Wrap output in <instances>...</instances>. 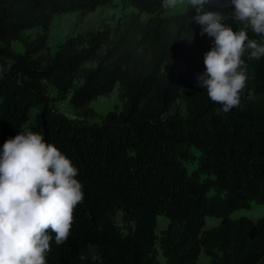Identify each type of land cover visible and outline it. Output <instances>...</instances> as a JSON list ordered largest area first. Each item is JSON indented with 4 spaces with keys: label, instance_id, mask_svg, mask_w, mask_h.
<instances>
[{
    "label": "trees",
    "instance_id": "16d2710c",
    "mask_svg": "<svg viewBox=\"0 0 264 264\" xmlns=\"http://www.w3.org/2000/svg\"><path fill=\"white\" fill-rule=\"evenodd\" d=\"M114 1L0 0V149L20 132L40 134L72 161L83 186L69 238L56 245L51 234L47 264H159V250L166 264H198L202 254L211 264H264V217H231L252 201L264 204V57H242L241 106L223 113L196 83L214 38L188 26L195 10L164 16L145 0H118L138 13L44 54L56 15ZM209 10L240 29L229 0ZM36 30L35 39L25 36ZM117 86L122 109L89 121L91 103ZM51 90L70 96L79 118L57 111ZM161 216L169 224L158 234ZM209 216L219 225L206 229ZM89 244L100 261L87 255Z\"/></svg>",
    "mask_w": 264,
    "mask_h": 264
},
{
    "label": "clouds",
    "instance_id": "9594fccd",
    "mask_svg": "<svg viewBox=\"0 0 264 264\" xmlns=\"http://www.w3.org/2000/svg\"><path fill=\"white\" fill-rule=\"evenodd\" d=\"M219 0H186L188 26H201L200 35L214 38L204 54L205 71L196 75L197 85L207 90L213 103L228 113L241 106L248 80L250 59L264 57V43L250 39L248 30L264 37V0H229L231 19L239 30L222 23V15L209 10ZM181 0H163L165 9H174ZM186 12V13H187ZM191 42V40H189ZM250 96V94H249ZM79 172L72 161L40 134L20 132L0 149V264H47L51 242L65 243L74 222V210L84 199ZM93 261L102 257L89 244ZM81 256V259H84Z\"/></svg>",
    "mask_w": 264,
    "mask_h": 264
},
{
    "label": "rangeland",
    "instance_id": "374dc122",
    "mask_svg": "<svg viewBox=\"0 0 264 264\" xmlns=\"http://www.w3.org/2000/svg\"><path fill=\"white\" fill-rule=\"evenodd\" d=\"M145 6L147 8H159L163 10V15H176L186 11V0H181V3L174 9H165L163 5V0H145ZM130 13H138V9L133 5L124 6L119 3L118 0L111 3L109 6L100 7L93 12H74L56 15L52 21L50 28L49 40H48V49L44 54H54L59 46L65 41L68 36L78 35L80 33H86L91 30H96L102 25H110L114 27L118 21L123 18L125 15ZM151 16L148 13L142 14V19L147 20ZM40 31H31L27 32L25 36L29 40L35 39ZM13 48L18 52H23L24 47L20 42L13 43ZM70 97V96H69ZM69 97L63 98L56 91H50V98L52 100L53 107L65 114L69 119L79 118L81 112L75 111L70 103ZM180 108L184 109V104L179 101ZM122 101L120 99V90L117 86L114 91L108 96H101L98 99L94 100L90 107L93 109L94 115L89 117L91 122H99L100 118L106 115L108 112L113 110L122 109ZM190 169H193L194 165L189 166ZM233 219L239 218H249L254 221H257L260 218L264 217V204H261L257 201H252L247 208L239 209L231 214ZM221 219L215 216H209L206 218V229H210L219 225ZM117 223L122 225L121 215L117 216ZM169 224V220L161 216L158 219V234L161 233ZM159 264H166V261L162 255L161 250H159L158 256ZM198 264H211L210 259L204 254L201 255Z\"/></svg>",
    "mask_w": 264,
    "mask_h": 264
}]
</instances>
